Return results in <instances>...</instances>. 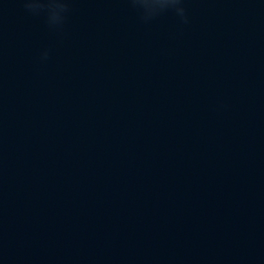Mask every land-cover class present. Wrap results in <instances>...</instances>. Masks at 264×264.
<instances>
[{"label":"water","instance_id":"obj_1","mask_svg":"<svg viewBox=\"0 0 264 264\" xmlns=\"http://www.w3.org/2000/svg\"><path fill=\"white\" fill-rule=\"evenodd\" d=\"M0 264H264V0H0Z\"/></svg>","mask_w":264,"mask_h":264},{"label":"clouds","instance_id":"obj_2","mask_svg":"<svg viewBox=\"0 0 264 264\" xmlns=\"http://www.w3.org/2000/svg\"><path fill=\"white\" fill-rule=\"evenodd\" d=\"M26 7H28V4H26Z\"/></svg>","mask_w":264,"mask_h":264}]
</instances>
